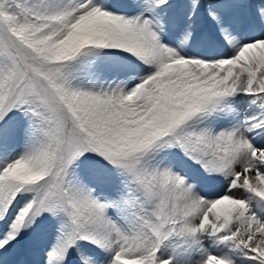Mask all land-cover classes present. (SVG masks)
Returning a JSON list of instances; mask_svg holds the SVG:
<instances>
[{
  "label": "snow or ice",
  "instance_id": "6c2138e0",
  "mask_svg": "<svg viewBox=\"0 0 264 264\" xmlns=\"http://www.w3.org/2000/svg\"><path fill=\"white\" fill-rule=\"evenodd\" d=\"M0 264H264V0H0Z\"/></svg>",
  "mask_w": 264,
  "mask_h": 264
},
{
  "label": "rangeland",
  "instance_id": "374dc122",
  "mask_svg": "<svg viewBox=\"0 0 264 264\" xmlns=\"http://www.w3.org/2000/svg\"><path fill=\"white\" fill-rule=\"evenodd\" d=\"M234 195H240L239 193H234Z\"/></svg>",
  "mask_w": 264,
  "mask_h": 264
}]
</instances>
